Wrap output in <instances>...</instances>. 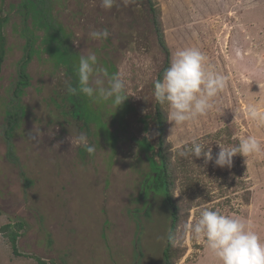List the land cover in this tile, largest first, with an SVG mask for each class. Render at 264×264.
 Instances as JSON below:
<instances>
[{
  "label": "rangeland",
  "instance_id": "obj_1",
  "mask_svg": "<svg viewBox=\"0 0 264 264\" xmlns=\"http://www.w3.org/2000/svg\"><path fill=\"white\" fill-rule=\"evenodd\" d=\"M22 1L0 0V56L5 44L0 64V264H39L38 257L47 264H163L170 210L161 196L153 195L148 209L139 196L149 170L139 141L146 136L158 143L153 92L166 59L148 5L125 6L118 0L106 10L101 0H48L45 11L63 25L71 49L57 52L55 43L53 59L46 30H35L32 20L18 12ZM156 1L171 60L179 50L198 48L208 66L226 78L212 111L174 128L168 120L166 132L180 176L186 173L197 187L186 189V177L177 181L181 214L175 244L182 255L176 264H219L203 241L185 232V225L205 209L218 210L249 222L264 239V153L249 157L248 164L237 154L231 167L214 161L205 165L203 157L179 153L193 139L212 142L214 155L219 151L215 140L234 147L240 138L255 135L264 143V128L244 115L249 104L264 107V0ZM5 16L9 19L2 25ZM105 29L110 33L106 40L91 39L92 31ZM32 30L41 37L37 52H45H35L27 67L24 116L12 131L11 151L7 109L20 79L25 35L31 37ZM90 52L109 76L121 72L127 81L129 97L118 109L111 101L95 103L83 94L82 105L71 108L73 95L65 82L73 83L80 56ZM57 58L64 63L57 65ZM162 109L167 116V105ZM36 126L45 133L39 143L27 135ZM49 128L55 135L48 134ZM81 132L96 146L93 155L72 147L70 135ZM17 221L24 222L18 239L23 255L14 254L1 232L4 224Z\"/></svg>",
  "mask_w": 264,
  "mask_h": 264
},
{
  "label": "clouds",
  "instance_id": "obj_2",
  "mask_svg": "<svg viewBox=\"0 0 264 264\" xmlns=\"http://www.w3.org/2000/svg\"><path fill=\"white\" fill-rule=\"evenodd\" d=\"M117 2L101 0V7L111 10ZM131 2L134 0H123L125 6ZM109 35L107 29L90 33L93 40H106ZM74 43L79 45V40H74ZM76 74V86L65 82L70 95L83 94L95 103L111 101L117 109L129 97L123 73L116 72L109 76L107 70L99 66L95 53L80 56ZM255 82L261 91L262 85ZM225 86L226 78L208 66L206 55L198 48H187L175 53L169 66L164 69L162 78L155 81L153 101L161 106L167 105V119L173 123L174 128L196 122L212 111L216 106V97ZM235 114L236 118V111ZM244 115L257 128H264V107L249 104L244 109ZM48 134L55 135L52 128H49ZM27 135L39 143L45 133L36 126ZM69 139L72 147L82 146L89 155L96 152V146L90 143L84 132L75 138L70 135ZM215 141L219 148L215 155L212 142L202 143L196 139L179 154L184 158L203 157L205 165L214 161L216 166L231 167L237 154L246 157L245 163L248 164L249 157L264 153V143L255 135L240 138L239 144L234 147H225L221 141ZM185 232L195 240L203 241L219 264H264V239L249 222L239 217L205 209L199 213L195 222L185 225Z\"/></svg>",
  "mask_w": 264,
  "mask_h": 264
},
{
  "label": "trees",
  "instance_id": "obj_3",
  "mask_svg": "<svg viewBox=\"0 0 264 264\" xmlns=\"http://www.w3.org/2000/svg\"><path fill=\"white\" fill-rule=\"evenodd\" d=\"M47 1L48 0H23L19 5H17L18 12L21 13V16L26 20L28 19L32 20L33 25L35 26L34 27L35 30H40V31H43L42 29L46 30L44 31L45 32L44 37L47 40L45 44L48 45V48L52 51V53H53L52 49L56 48L53 46L55 43L58 44V47L56 48L57 52L60 50L59 48L65 50L64 53L69 52L71 51V49L67 47L65 44L67 43L66 38L67 37L69 38V36L66 33H65L66 37L63 36L64 35L63 31L65 32V29L61 23L56 21V17L53 15L52 11L50 13L49 10L45 11L46 7L48 6ZM134 2L138 6L148 5L149 11L151 12L152 15L151 20L153 21L152 23L154 24L158 42L160 46L163 48L164 52L166 53L165 65L158 73V77L156 79L158 80L162 78L164 69L169 66V63L171 61V51L167 45L166 37L164 34L165 32L163 30L159 17L160 8L158 7L156 0H134ZM15 7L16 5L13 4L12 9ZM8 19L9 16L3 17L1 21L2 25L6 21L8 22ZM31 33H32L31 37L28 36L27 34L25 35L26 53L19 61L20 79L16 82L17 87L14 90V96L11 101V104L7 109L6 119L8 125L6 129V135L8 137L7 140L9 142V147L11 151H13V146H14L11 141L12 131L17 127L20 119L24 116V106L22 104L21 99L26 87H28L30 84V78L27 72V67L36 53L45 52V50L44 51L39 50L37 52L38 40L41 37L40 35L34 33L33 30L31 31ZM50 36H53L54 39H51ZM1 38L4 44V36L2 35ZM4 53H5V44L2 45L0 64L2 62V58L4 57ZM49 55L53 59L56 58L54 56V53L53 56L51 54ZM57 55L60 56L61 53H57ZM64 61L65 59L63 58L61 59L57 58L58 64L57 63L56 64L60 65L61 63H64ZM72 75L74 76V81L72 84L73 86H76L78 83L77 74L75 72H72ZM81 105H82L81 96L73 95L71 108L77 110ZM154 119L156 120L158 126V135H159L158 143L154 144L146 136H144L139 141V142L143 141L144 143L143 147H145L144 149L149 163V170L145 172L144 179L141 182L139 196L141 199H143L144 201L143 206L147 209L151 207L150 198L153 195L161 196L163 198V203L168 206L171 215V225L169 228L167 243L165 248L163 249V258H164L163 264H176V262L179 260V258L182 255L181 249L175 244L176 232H177V227L180 223V214H181V206H180L181 198L179 200L175 195V191L177 189V181L181 178L186 177L187 181L184 184L186 189L188 188L192 189L193 192L197 187L193 185L192 181L190 180V178L186 173L181 174L180 176V170L177 168L175 162H173L172 160L170 151L167 147V137H166L168 119L163 112L162 106L157 103H156V115ZM142 120L145 121L146 125H149L145 117L142 118ZM116 142L117 139H115L114 143ZM23 228H24L23 221L8 222L1 227V232L8 238L12 250L16 255H23L19 251V247H18V239L21 236V230ZM140 231L141 228L139 229V232ZM37 260L39 264H47V261L41 257H38Z\"/></svg>",
  "mask_w": 264,
  "mask_h": 264
}]
</instances>
